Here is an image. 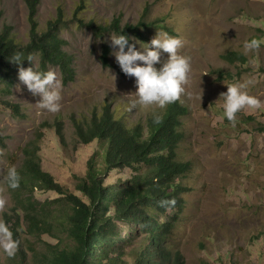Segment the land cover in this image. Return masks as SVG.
<instances>
[{"label":"rangeland","instance_id":"obj_1","mask_svg":"<svg viewBox=\"0 0 264 264\" xmlns=\"http://www.w3.org/2000/svg\"><path fill=\"white\" fill-rule=\"evenodd\" d=\"M0 12H4L1 26H13L17 40L26 45L31 40V24L24 1L0 0ZM116 18L124 26L138 25L143 18L163 23L169 28L168 34L183 41L180 54L191 57L190 82L178 101L189 112L183 119L185 138L179 148L180 158L191 162L192 169L183 179L182 185L188 189L184 193L186 206L173 230L171 249L182 255L185 264H264V0H43L40 32H46L51 22L57 23L65 42L63 50L72 59L74 78L65 81L58 66L47 69L54 70L62 82L61 109L56 113L37 106L40 98L19 81L18 73L11 91H0V195L7 200L0 219L12 215L14 206L3 177L9 167L21 165L27 142L42 138V167L70 193L81 196L77 180L85 176L98 144L81 143L74 123H89L111 105L116 119L132 129L146 125L151 116L168 107L138 105L130 110L136 99L135 78L118 73L119 64L113 55L111 67L102 65V45L107 44L112 53L118 51V46L111 44V35L117 34L98 37L86 23L107 26ZM157 31L163 30L153 28L146 33L148 41L136 43L135 38L130 44L143 51L141 43L150 44ZM252 38L261 40V47L245 54L244 41ZM235 53L247 60L239 68L224 60ZM166 59L167 54L162 53L161 60ZM34 67L40 70L39 56ZM247 79L254 81L247 91L261 101V106L237 113L233 126L224 115L219 95L227 91L224 83ZM3 102L18 105L19 114ZM59 122L64 143L56 133ZM132 174L130 169L111 171L107 184ZM37 197L46 201L61 196L46 191ZM23 236L27 264H33L29 237ZM44 240L54 241L48 236ZM43 245L40 248L46 247ZM7 260L0 249V264Z\"/></svg>","mask_w":264,"mask_h":264},{"label":"trees","instance_id":"obj_2","mask_svg":"<svg viewBox=\"0 0 264 264\" xmlns=\"http://www.w3.org/2000/svg\"><path fill=\"white\" fill-rule=\"evenodd\" d=\"M23 1L31 24V40L26 45L17 40L13 26H1L4 12H0V91L3 92L11 91L20 66H31L26 59L29 55L34 58L33 65L39 56L40 71L58 66L65 81L74 78L72 59L63 50L65 42L59 36L57 23L51 22L46 32H40L38 19L43 0ZM160 25L159 21L149 22L145 18L138 25H121L119 18L107 26L86 23L98 37L113 32L141 42L148 41L146 33L153 28L169 32L167 26ZM101 51L102 65L111 67L112 50L103 44ZM16 53L22 54L19 64L12 60ZM224 60L238 68L247 61L240 53L225 56ZM117 71L128 77L120 66ZM3 103L19 114L18 105ZM188 113L177 100L164 112L155 114L161 117L159 123L151 116L146 125L129 129L116 119L108 105L101 117L95 114L89 123L75 122L81 143L98 144L87 163L85 176L77 180L81 196L70 193L42 167V138L27 142L22 148L23 161L16 168L20 186L10 188L14 197L12 215L6 214L4 220L20 246L6 264L28 263L23 233L30 240L33 264H185L182 255L171 249V236L186 206L184 193L188 189L182 185L183 179L192 169V163L182 160L179 153L185 138L183 119ZM56 133L64 143L60 122ZM124 169L132 171L130 178L107 184L111 171ZM46 191L57 192L61 197L41 201L37 195ZM160 200H175V204L160 207L157 203ZM46 236L54 241H45ZM42 242L46 246L43 249Z\"/></svg>","mask_w":264,"mask_h":264},{"label":"clouds","instance_id":"obj_3","mask_svg":"<svg viewBox=\"0 0 264 264\" xmlns=\"http://www.w3.org/2000/svg\"><path fill=\"white\" fill-rule=\"evenodd\" d=\"M170 34V35H169ZM157 31L151 39L150 44L141 43L143 51L137 50L135 43L129 44V38L125 35H111V44L118 51L111 53L119 64L122 72L128 77H134L137 91L133 93L136 97L130 105V110L138 105L142 107L156 106L165 109L168 104L174 103L186 94V85L190 82L191 57L181 55L179 49L183 47V41L174 37L173 33ZM136 43H140L136 41ZM261 40L252 38L244 41V53L255 52L261 47ZM127 46V51L125 48ZM162 53L167 54L166 60H161ZM229 56V55H227ZM30 65L25 68H18L19 81L27 87V90L40 99L36 103L40 109L51 113L59 112L61 109V89L62 82L58 79L54 70H37L33 65V56L26 58ZM12 60L20 63L21 53H16ZM161 64L160 68L156 65ZM252 79H247L242 83H224L226 92L219 95L218 100L223 101L224 115L227 120L235 126L237 123V113L247 108H259L261 101L250 95L247 91L249 85L253 84ZM161 117L154 115V121L159 123ZM4 180L11 189L20 186V175L15 166L7 169ZM160 207L174 205L175 200H160L157 202ZM7 206V200L0 195V212ZM20 241L14 238V234L7 222L0 219V249L7 257H15L19 250Z\"/></svg>","mask_w":264,"mask_h":264}]
</instances>
